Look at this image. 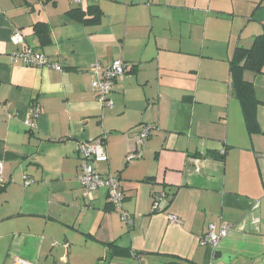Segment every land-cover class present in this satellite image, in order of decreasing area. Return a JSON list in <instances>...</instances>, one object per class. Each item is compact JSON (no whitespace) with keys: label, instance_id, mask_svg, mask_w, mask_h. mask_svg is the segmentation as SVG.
<instances>
[{"label":"crops","instance_id":"obj_1","mask_svg":"<svg viewBox=\"0 0 264 264\" xmlns=\"http://www.w3.org/2000/svg\"><path fill=\"white\" fill-rule=\"evenodd\" d=\"M89 6L99 24L68 20L71 0H0V264H264V73H245L260 102L255 134L230 75L235 50L264 33V0ZM28 47L63 71L13 64ZM118 60L126 72L108 108L91 89L92 66ZM147 124L142 158L127 163ZM100 139L107 159L95 168L119 177L130 224L107 190L83 194L79 146ZM209 224L232 227L214 253L203 242Z\"/></svg>","mask_w":264,"mask_h":264},{"label":"built area","instance_id":"obj_2","mask_svg":"<svg viewBox=\"0 0 264 264\" xmlns=\"http://www.w3.org/2000/svg\"><path fill=\"white\" fill-rule=\"evenodd\" d=\"M101 0H71L78 8H84L89 3L96 5ZM11 43L17 47L25 43V36L21 29L15 28L11 36ZM13 64H22L27 67L37 68H51L57 71H63V67L57 63L52 62L46 55L35 51L28 47L25 49H17L10 55ZM126 64L122 61H114L108 66L97 62L92 66L93 78L91 81V89L96 94L98 100L106 107L112 108L114 102L112 100V93L117 85V82L125 75ZM39 109L33 108L31 114L32 118L38 116ZM27 126L35 129L36 125L32 120H27ZM154 127L152 125H142L138 128L137 145L138 150L131 152L126 156V162L131 163L139 160L143 156L142 148L147 140L151 137ZM104 139L96 140L93 142L82 143L79 146V155L82 160V173L79 176L83 194L85 197H91L100 189L107 190L108 200L113 207L121 211V218L126 223H131V216L123 211V203L125 194L121 187L119 177L114 175H102L95 168V163L107 159L106 147L103 142ZM3 162L0 161V191L7 185V180L3 176ZM26 185L32 183L28 177L25 176ZM166 198V194H155L153 196L152 211L154 213L160 210V204ZM170 221L173 224H180L181 220L177 216H170ZM232 227L228 224H222L219 230L216 229L214 224H209L203 236V242L209 246L213 253L216 251L220 242L225 239ZM19 264H32L25 261H19ZM218 264V263H215Z\"/></svg>","mask_w":264,"mask_h":264},{"label":"trees","instance_id":"obj_3","mask_svg":"<svg viewBox=\"0 0 264 264\" xmlns=\"http://www.w3.org/2000/svg\"><path fill=\"white\" fill-rule=\"evenodd\" d=\"M46 1L54 2L55 0ZM66 17L74 22L99 24L102 12L96 6H89L87 10L82 8L71 10L66 14ZM35 30L42 45L48 44L50 33L46 25H37ZM246 72L257 75L264 73V33L254 39L250 48H237L230 64L231 80L237 99L242 107L245 124L249 133L255 134L260 131L257 121V108L260 102L256 97L253 84L245 80Z\"/></svg>","mask_w":264,"mask_h":264}]
</instances>
